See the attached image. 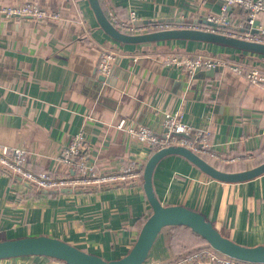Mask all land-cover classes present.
I'll use <instances>...</instances> for the list:
<instances>
[{
  "label": "crops",
  "instance_id": "1",
  "mask_svg": "<svg viewBox=\"0 0 264 264\" xmlns=\"http://www.w3.org/2000/svg\"><path fill=\"white\" fill-rule=\"evenodd\" d=\"M24 1L60 16L7 18L0 13V145L24 149L27 169L63 173L58 155L82 132L88 164L100 172L128 165L142 170L152 152L118 130L116 123L123 119L126 126L144 124L162 132L164 114L175 112L196 128L208 125L212 144L223 153V161H210L216 167L241 170L264 160V86L249 84L230 66L213 77L194 78L182 68L163 65L161 54H198L262 70L264 55L250 60L254 54L249 52L190 40L121 44L99 27L87 0H0V8ZM222 3L101 1L104 11L108 6L121 19L133 10L141 20L185 23L219 14ZM226 18L236 28L246 23L247 13L229 6ZM251 26L264 27V14H257ZM103 51L114 55L113 72L108 81L99 82L93 71ZM153 187L163 205L181 204L201 212L233 241L264 244V173L242 182H220L170 154L156 165ZM150 211L140 184L35 194L0 172V240L48 235L106 260L117 259L131 248ZM199 249L209 246L189 228L168 226L157 236L145 264H169ZM0 264L65 263L24 256Z\"/></svg>",
  "mask_w": 264,
  "mask_h": 264
},
{
  "label": "water",
  "instance_id": "2",
  "mask_svg": "<svg viewBox=\"0 0 264 264\" xmlns=\"http://www.w3.org/2000/svg\"><path fill=\"white\" fill-rule=\"evenodd\" d=\"M87 1L99 27L112 40L121 44L190 40L218 43L239 49L241 52H249L254 54V56L250 55L248 57L250 60L258 61L260 59L255 55H264V43L236 38L230 35L199 28L173 27L142 34H126L119 31L110 22L100 0ZM247 21L248 20H246V23L239 28V31L243 32L250 28V24ZM145 22H148V20H141L137 23ZM160 22L165 21L160 20ZM175 22H181V20ZM187 23L192 25L206 24L216 26L215 23L204 18ZM255 31L256 30H253V32ZM261 61H264V59H261ZM222 68L223 66H217L206 70H197L193 77L200 79L213 77L214 73L221 71ZM112 72L113 71L110 70L108 75L101 73L97 74V69L95 68L93 75L96 76L99 82H105L108 81V77H110ZM170 154L182 156L206 176L220 182H242L253 179L264 173V160L249 168L241 170H223L208 162L190 149L178 145H170L153 151L142 165L141 180H132L128 182L114 181L100 184H87L84 186L46 188L36 185L30 180L23 178L12 169L0 164V172L11 176L14 181L22 182L35 194L96 192L123 185L133 186L140 184L151 209L150 214L143 222L131 248L123 256L117 259L106 260L97 254L86 252L56 237L48 235H32L0 240V260L24 256H45L64 262L65 264H145L151 248L163 228L168 226H185L194 234L201 237L210 248L223 255L248 263L264 264V244L256 246L239 244L229 237L224 236L201 212L181 204L163 205L161 203L153 187V171L158 162L163 157Z\"/></svg>",
  "mask_w": 264,
  "mask_h": 264
},
{
  "label": "built area",
  "instance_id": "3",
  "mask_svg": "<svg viewBox=\"0 0 264 264\" xmlns=\"http://www.w3.org/2000/svg\"><path fill=\"white\" fill-rule=\"evenodd\" d=\"M102 1V0H100ZM221 12L219 14H208L205 19L216 24L210 26L206 24H188L187 22H160L151 20L145 23H137L141 19L131 10L127 19H121L107 6L105 14L110 22L121 32L126 34H142L155 30L168 29L173 27L199 28L217 33L230 35L236 38L264 43V27L252 28V21L259 13L264 14V0H222ZM229 6H239L247 13V22L250 28L246 31H239L241 24L236 28L230 26L226 18ZM0 13L7 18L10 17H30L33 19H58V12H51L42 9L36 2L24 1L14 5L0 8ZM253 30H256L253 32ZM114 55L111 52L103 51L97 62V72L107 74ZM163 65L169 67L182 68L188 74L193 75L197 70H206L217 66H230L232 70L243 76L249 84L264 86V70L247 64L231 63L220 58H210L196 54H185L178 52H165L161 54ZM115 127L123 131L130 138L146 144L150 152L159 148L178 145L183 146L198 154L208 162L223 161V153L216 150L211 140V131L207 124L196 128L182 121L181 114L165 113L162 120V132L139 124L138 126L125 125V120H120ZM85 138L82 132L73 135L70 141L62 148L58 155V162L64 167L63 173L56 171L43 170L32 171L25 167V150L16 147L0 145V164L23 178L30 180L41 187H63V186H84L87 184H100L106 182L122 181L128 182L140 179L142 170L136 169L132 165L120 167L113 172H100L93 165L88 164L85 155ZM151 264H162L159 260H154ZM169 264H254L240 261L223 255L214 249H199L182 256L175 262Z\"/></svg>",
  "mask_w": 264,
  "mask_h": 264
},
{
  "label": "rangeland",
  "instance_id": "4",
  "mask_svg": "<svg viewBox=\"0 0 264 264\" xmlns=\"http://www.w3.org/2000/svg\"><path fill=\"white\" fill-rule=\"evenodd\" d=\"M182 237L185 236V235H181Z\"/></svg>",
  "mask_w": 264,
  "mask_h": 264
}]
</instances>
